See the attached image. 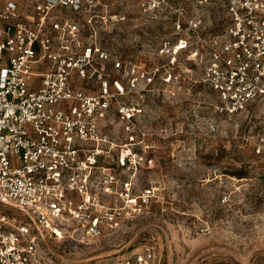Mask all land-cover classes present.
Returning <instances> with one entry per match:
<instances>
[{
	"label": "built area",
	"instance_id": "1",
	"mask_svg": "<svg viewBox=\"0 0 264 264\" xmlns=\"http://www.w3.org/2000/svg\"><path fill=\"white\" fill-rule=\"evenodd\" d=\"M214 1L224 2L229 20L210 31L212 21L203 13L188 15L183 3L138 0L145 12L166 13L173 22L174 36L163 38L158 54L175 59L191 52L217 93L216 112L248 116L264 108V0L192 4L202 9ZM98 4L0 0V264H43L39 236L75 229L100 234L155 197L153 186L135 194L133 182L120 179L116 160L117 148L127 147L131 167L133 144L148 147L142 109L122 97L139 92L142 81L151 84L159 68L141 72L97 42L90 12ZM84 14L86 24L78 17ZM88 85L92 91L84 89ZM113 109L129 137L124 144L106 132ZM255 147L264 153V137ZM153 259V247L145 246L122 264Z\"/></svg>",
	"mask_w": 264,
	"mask_h": 264
},
{
	"label": "rangeland",
	"instance_id": "2",
	"mask_svg": "<svg viewBox=\"0 0 264 264\" xmlns=\"http://www.w3.org/2000/svg\"><path fill=\"white\" fill-rule=\"evenodd\" d=\"M98 1L90 12L96 15L97 42L139 64L141 72L159 68L151 84L142 81L139 92L122 97L142 109L138 119L148 131V147L133 144L131 167L127 147L117 148L116 160L120 179L133 182L135 194L153 186L155 197L100 234L75 229L39 236L41 261L122 264L151 246L152 264H264V153L255 147L264 137V108H252L251 120L247 112L219 115L217 93L203 81L202 61L189 51L175 59L158 54L163 38L174 36L166 13L145 12L138 0ZM174 1L188 15L203 13L212 21L210 31L229 20L224 2L201 9L194 0ZM87 15L77 16L85 23ZM83 31L90 35L87 25ZM123 84L126 90V78ZM84 89L92 91L90 85ZM105 123L117 144L129 141L114 109Z\"/></svg>",
	"mask_w": 264,
	"mask_h": 264
}]
</instances>
